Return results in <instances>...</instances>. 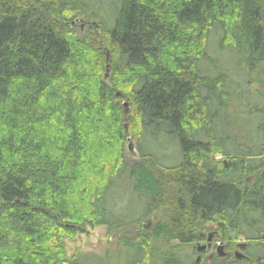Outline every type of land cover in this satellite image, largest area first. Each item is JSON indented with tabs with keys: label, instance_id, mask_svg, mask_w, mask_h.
Masks as SVG:
<instances>
[{
	"label": "trees",
	"instance_id": "obj_1",
	"mask_svg": "<svg viewBox=\"0 0 264 264\" xmlns=\"http://www.w3.org/2000/svg\"><path fill=\"white\" fill-rule=\"evenodd\" d=\"M106 2L0 0V264H111L65 254L98 227L136 232L113 264H195L211 223L264 264V0Z\"/></svg>",
	"mask_w": 264,
	"mask_h": 264
},
{
	"label": "rangeland",
	"instance_id": "obj_2",
	"mask_svg": "<svg viewBox=\"0 0 264 264\" xmlns=\"http://www.w3.org/2000/svg\"><path fill=\"white\" fill-rule=\"evenodd\" d=\"M104 3L105 5H107L106 0H104ZM82 20L81 22L76 23V33L79 37H83L86 34L89 26H94V27L96 26L94 22H90L85 18H82ZM211 69H212V73L223 74L221 72L223 71V69H220L215 64L211 66ZM256 80H257L256 75L252 74L249 80L250 89L252 91L257 89ZM245 119L246 118H244V120ZM131 142L133 143V146L135 147L136 146L135 141L131 140ZM127 143L124 146V162L128 166H132L134 164H137L140 161V158L138 156L131 157L127 153ZM148 147L155 150L157 153H159L163 157L164 156L168 157L171 155L172 159L168 160L169 164H173L178 158V145L175 143V141L173 143H170L169 141L166 140V138L160 137L159 142H157L156 145H153V146L149 145ZM166 157L164 159H166ZM215 159L219 163L218 165L219 169H221L222 168L221 162L223 161V159L221 157H216ZM253 181H254V177L250 178L247 182L248 186H250L253 183ZM142 195H145V194H141V196ZM131 206L132 204L129 202L125 208L127 212L131 210ZM140 212L141 210L139 208L138 209L136 208V211H131V213L135 215L139 214ZM165 217H166V214L164 210H161V209L158 210L155 213V215L145 219L142 223H140V225L138 226L139 231L144 230V231L152 232L155 226L160 224V222L164 221ZM197 228L199 231L202 230V232L204 233V240L201 243H196L191 246L185 247L184 252H183L186 258L187 259L190 258L193 263L196 261L198 257H201V262H199V264H210L209 261L207 260V251L204 253L203 252L198 253L196 251L197 247H206L208 240H209L208 242L211 243V246H214L215 248H217L218 244L221 243L223 247L222 252L223 253H226L227 251L229 252V256L231 258H227L226 260H224L222 257H219V256L217 257V253L215 252L214 258L216 260H223L225 261L226 264H232V263L243 261V259H239V260L234 259L232 257L233 254L238 253L242 256H245V255L247 256L249 254L248 251L245 253L246 248L239 249V245L248 244V242L244 239L243 236H237L235 232H229L228 238L223 240L222 237L218 235L217 223L207 224L206 226H201V224H198ZM135 234L136 232L127 230V231H121V232H114L110 235H107L106 229L104 227H98L95 229L86 228L84 232L78 234L74 239L67 240L64 242V251L68 258L71 257L75 251H79L83 254H94L101 258L108 259V261H110L111 264H113L116 262L117 253L122 251L120 240L126 236H134ZM261 237L262 236H259V238ZM156 246L160 251H163L168 248V246L164 245V243L162 242H158ZM170 246L175 247L177 246V243L171 242ZM252 254L253 256L256 255L255 251L254 253H251V256Z\"/></svg>",
	"mask_w": 264,
	"mask_h": 264
},
{
	"label": "flooded vegetation",
	"instance_id": "obj_3",
	"mask_svg": "<svg viewBox=\"0 0 264 264\" xmlns=\"http://www.w3.org/2000/svg\"><path fill=\"white\" fill-rule=\"evenodd\" d=\"M209 241V240H208ZM207 241V245H206V247H205V250L204 251H202L203 253L204 252H206L207 251V260L209 261V263H211L213 260H215V252L217 253V257L219 256H221L224 260H226L227 258H231L230 256H229V252L227 251L226 253H223L222 252V244L221 243H219L218 244V246H217V248H215L214 246H211V243L210 242H208ZM221 246V249H219V247ZM246 249H247V245H246V247H245ZM245 249V250H246ZM234 259H235V254H233V256H232ZM245 257V256H244ZM199 258V262H201V257H198ZM243 260H246V257H245V259H243ZM199 262L197 263V264H199ZM195 263V262H194ZM205 263H207V262H205ZM196 264V263H195Z\"/></svg>",
	"mask_w": 264,
	"mask_h": 264
},
{
	"label": "water",
	"instance_id": "obj_4",
	"mask_svg": "<svg viewBox=\"0 0 264 264\" xmlns=\"http://www.w3.org/2000/svg\"><path fill=\"white\" fill-rule=\"evenodd\" d=\"M124 108L127 107L126 104H123ZM127 153L131 156V157H135L136 156V152L134 150V146H133V143L130 141V139H128V143H127ZM224 165H225V162H224ZM246 247L245 244H242V245H239V249H244ZM219 249H221V246L219 247ZM205 250V247H197L196 251L198 253L202 252ZM221 257V256H220ZM235 259L236 260H239V259H245L244 256L236 253L235 254ZM199 262V258L196 259L195 263L197 264Z\"/></svg>",
	"mask_w": 264,
	"mask_h": 264
}]
</instances>
